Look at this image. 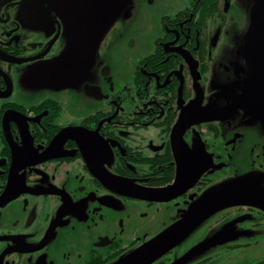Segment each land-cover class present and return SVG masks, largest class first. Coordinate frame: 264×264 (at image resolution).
Returning <instances> with one entry per match:
<instances>
[{
  "label": "flooded vegetation",
  "instance_id": "1",
  "mask_svg": "<svg viewBox=\"0 0 264 264\" xmlns=\"http://www.w3.org/2000/svg\"><path fill=\"white\" fill-rule=\"evenodd\" d=\"M95 1L0 0V264H264V0Z\"/></svg>",
  "mask_w": 264,
  "mask_h": 264
},
{
  "label": "water",
  "instance_id": "2",
  "mask_svg": "<svg viewBox=\"0 0 264 264\" xmlns=\"http://www.w3.org/2000/svg\"><path fill=\"white\" fill-rule=\"evenodd\" d=\"M102 0L95 1V4L98 5L99 11H100V3ZM119 0H105V3H112V9L108 10V14H105V22L108 20V25L111 24V22L114 20L115 11H116V5ZM98 11V15H99ZM109 15H113V17H110V19L107 17ZM88 20H93L98 18V16L93 17H86ZM106 24L104 26V29L106 28ZM93 27V26H92ZM103 29V31H104ZM100 38V37H99ZM253 44L256 45L257 49L255 50V54L259 57H262L264 52V23H261L258 25L254 31V34L252 36ZM99 39L97 42L92 43V51L95 52L97 45H98ZM79 43V42H77ZM261 60V59H259ZM198 207L199 204L193 208L194 214H198ZM186 220V219H185ZM183 219L178 221V223L172 225L171 227H168L167 229L163 230L159 234H157L154 238L149 240L147 243H145L140 248L136 249L131 255L125 259L121 260L117 264H146L149 260L155 258L158 254L163 252L168 246H170L171 242H173L177 237H179L183 233V229L185 228V225L183 224Z\"/></svg>",
  "mask_w": 264,
  "mask_h": 264
},
{
  "label": "rangeland",
  "instance_id": "3",
  "mask_svg": "<svg viewBox=\"0 0 264 264\" xmlns=\"http://www.w3.org/2000/svg\"><path fill=\"white\" fill-rule=\"evenodd\" d=\"M106 9L111 10L112 9V3H110V2L105 3V0H102L100 3V11H99L98 18L93 19V20H88L85 17L88 15L82 14L81 21L83 23H85V26L82 28V30L77 32V36H78L77 40L80 43V45L84 47L83 49L87 50V53L89 50L88 46L91 45L92 43L97 42L99 37H100L101 25H102V22L104 21V18H105ZM115 13H116V11H115ZM107 17L110 19V17H113V15H109ZM115 17H116V14H115L114 18ZM132 29L136 30L135 27H132Z\"/></svg>",
  "mask_w": 264,
  "mask_h": 264
}]
</instances>
